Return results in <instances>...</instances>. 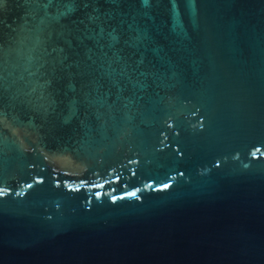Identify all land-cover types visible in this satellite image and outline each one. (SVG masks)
<instances>
[{"label": "water", "instance_id": "obj_1", "mask_svg": "<svg viewBox=\"0 0 264 264\" xmlns=\"http://www.w3.org/2000/svg\"><path fill=\"white\" fill-rule=\"evenodd\" d=\"M0 264H264V0H0Z\"/></svg>", "mask_w": 264, "mask_h": 264}]
</instances>
